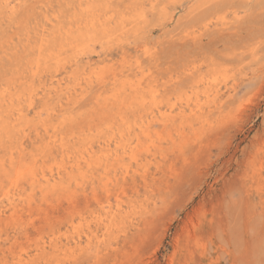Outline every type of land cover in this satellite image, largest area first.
Instances as JSON below:
<instances>
[{
    "label": "rangeland",
    "instance_id": "obj_1",
    "mask_svg": "<svg viewBox=\"0 0 264 264\" xmlns=\"http://www.w3.org/2000/svg\"><path fill=\"white\" fill-rule=\"evenodd\" d=\"M0 115V264H264V0H0Z\"/></svg>",
    "mask_w": 264,
    "mask_h": 264
},
{
    "label": "bare ground",
    "instance_id": "obj_2",
    "mask_svg": "<svg viewBox=\"0 0 264 264\" xmlns=\"http://www.w3.org/2000/svg\"><path fill=\"white\" fill-rule=\"evenodd\" d=\"M156 10V9H155ZM146 15V14H145ZM216 34V33H215ZM249 57V56H248ZM189 75V74H188ZM192 77V76H191ZM113 78H114V76H113ZM190 78V77H189ZM113 80V79H112ZM117 81V80H116ZM199 81H200V78H199ZM197 84V83H196ZM197 86V85H196ZM131 88L133 87V86H130ZM167 87V86H166ZM200 87V86H199ZM134 88V87H133ZM180 88V87H179ZM196 88V87H195ZM194 88V89H195ZM139 89V88H138ZM200 89V88H199ZM136 89H134V91H135ZM173 90V89H172ZM211 90V89H210ZM124 91V90H123ZM137 91V90H136ZM130 92V91H129ZM141 92V91H140ZM122 94V93H121ZM121 94H119V95H121ZM118 96V95H117ZM153 96V95H152ZM155 96V95H154ZM154 98H156V97H154ZM197 106V105H196ZM193 110V109H192ZM4 111V110H3ZM5 115H7V113L5 114ZM1 116V115H0ZM20 116V115H19ZM6 117V116H5ZM4 117V118H5ZM8 117V116H7ZM1 119V118H0ZM2 120V119H1ZM14 120V119H13ZM4 121V120H3ZM14 122H15V120H14ZM17 122V121H16ZM15 122V123H16ZM27 122V121H26ZM9 123V122H8ZM8 123H7V125H8ZM23 123V122H22ZM25 123V122H24ZM142 123V122H141ZM5 125V124H4ZM6 126V125H5ZM9 126V125H8ZM12 126H13V124H12ZM16 126H18V125H15V127ZM14 127V128H15ZM2 128H3V126H2ZM3 129H5V128H3ZM7 129H9V127L7 128ZM13 129V128H12ZM140 129V128H139ZM145 130V129H144ZM144 130H142V132L144 131ZM7 131V130H6ZM5 131V132H6ZM56 131V130H55ZM4 132V133H5ZM16 132H18V130L16 131ZM145 132V131H144ZM143 132V133H144ZM13 133V132H12ZM1 134V133H0ZM3 134V133H2ZM52 134V133H51ZM13 135H15L14 133H13ZM3 136V135H2ZM15 136H19V135H15ZM50 136V135H49ZM7 137V136H6ZM16 138V137H15ZM20 138V137H19ZM2 139V138H1ZM6 139V138H5ZM10 140H11V137H10ZM14 140V139H13ZM9 142V141H8ZM13 142V141H12ZM14 142H16V140L14 141ZM3 143V142H2ZM19 143V142H18ZM4 144V143H3ZM6 145H7V143H5ZM12 144V143H11ZM14 144V143H13ZM17 144V143H16ZM47 144V143H46ZM8 145H9V143H8ZM66 145V144H65ZM9 146H11V145H9ZM18 146V145H17ZM7 147V146H6ZM1 148V147H0ZM4 148V147H3ZM8 148V147H7ZM11 148V147H10ZM16 149L18 148V147H15ZM33 148V147H32ZM65 148V147H64ZM15 149V150H16ZM1 150H3V149H1ZM11 150V149H10ZM14 149H13V151H15ZM37 150V149H36ZM3 151H5V150H3ZM30 152H32V151H30ZM87 152V151H86ZM27 153V152H26ZM5 154H8V153H5ZM17 154V153H16ZM21 154V153H20ZM20 154H19V157H20ZM104 154V153H103ZM130 154V153H129ZM25 155V154H24ZM90 155V154H89ZM88 155V156H89ZM108 155V154H107ZM1 156H3V155H1ZM15 156V155H14ZM18 157V158H19ZM69 157V156H68ZM1 158V157H0ZM17 158V157H16ZM80 158L81 159H83L85 162H86V164L87 165H89V163H87V159H86V156H85V153L84 154H81V156H80ZM132 158V157H131ZM24 159V158H23ZM20 160H22L21 158H20ZM90 160V159H89ZM4 161V160H3ZM29 161V160H28ZM75 161V160H74ZM80 161V160H79ZM35 162V161H34ZM7 163V162H6ZM13 163V162H12ZM29 163H31V162H29ZM84 163V162H83ZM15 163H13V165H14ZM67 164V163H66ZM74 164H75V162H74ZM31 165H32V163H31ZM35 165V164H34ZM33 165V166H34ZM65 165V164H64ZM9 166V165H8ZM76 166V165H75ZM28 167V166H27ZM35 167V166H34ZM63 167V166H62ZM66 167V166H65ZM80 167V166H79ZM79 167H77V168H79ZM36 168V167H35ZM76 168V167H75ZM75 168H73V169H75ZM82 167H80V169H81ZM89 168V167H88ZM7 169V168H6ZM45 169V168H44ZM61 170V169H60ZM64 170V169H63ZM51 171V170H50ZM49 170H48V172H50ZM57 171H58V169H57ZM9 172V171H8ZM12 172V171H11ZM46 172H47V170H46ZM52 172V171H51ZM28 174L29 175V177H35V175H36V173L34 172V170H32L31 168L30 169H27V170H25V171H22V170H18V171H16V173H15V176H14V179L11 181V183L12 184H14V183H17V181L18 180H20V179H22L23 178V176H24V174ZM41 174H44V173H42L41 172ZM14 175V174H13ZM58 176V175H57ZM56 176V177H57ZM61 176V175H60ZM51 177H52V174H51ZM50 177V179H52ZM62 178V177H61ZM21 182V181H20ZM19 185V184H18ZM15 188V187H14ZM17 188V187H16ZM11 189V188H10ZM8 194V193H7ZM10 201V204L11 205H13V202H11L12 201V199H10L9 200ZM11 207H13V206H11ZM119 209V208H118ZM102 218V217H101ZM70 219V218H69ZM97 220V219H96ZM72 221V220H71ZM71 224V223H70ZM71 227H73V226H71ZM74 229H76L75 227H73ZM65 230V229H64ZM67 230V229H66ZM78 232V231H77ZM51 233V232H50ZM74 234H75V231H74ZM77 234V233H76ZM57 235V234H56ZM58 235L60 236V234L58 233ZM57 235V236H58ZM62 235V234H61ZM55 236V235H54ZM67 236V235H66ZM51 237H52V235H51ZM60 238H61V236H60ZM63 238V237H62ZM49 239V238H48ZM51 240V239H50ZM55 240V239H54ZM57 241V240H56ZM52 242V241H51ZM54 245V244H53ZM48 247V246H47ZM48 249V248H47ZM42 252H44V251H42ZM47 252V251H46ZM38 255H39V253H37ZM37 254H35V255H37ZM34 255V256H35ZM38 255H37V259L39 258L38 257ZM40 255H41V253H40ZM44 256V255H43ZM21 258L22 257H20V258H18V262H19V260H21ZM32 258V257H31ZM33 258H35V257H33ZM35 258V259H36ZM41 259V258H40ZM15 260H16V258H15ZM24 260V259H23ZM13 261V260H12ZM32 260H29V262H31ZM34 261V260H33ZM25 261H23V263H24ZM15 263H17V262H15ZM22 262H20L19 264H21ZM26 263H27V261H26ZM26 263H24V264H26ZM31 264H33V262H31ZM34 264H36V263H34Z\"/></svg>",
    "mask_w": 264,
    "mask_h": 264
}]
</instances>
